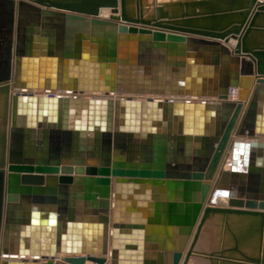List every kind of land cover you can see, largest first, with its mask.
<instances>
[{
  "label": "water",
  "instance_id": "water-1",
  "mask_svg": "<svg viewBox=\"0 0 264 264\" xmlns=\"http://www.w3.org/2000/svg\"><path fill=\"white\" fill-rule=\"evenodd\" d=\"M236 1L0 0V264H264V0ZM139 189L155 210L192 204L158 239L117 206ZM139 224L162 261L121 252ZM206 225L223 244L196 251Z\"/></svg>",
  "mask_w": 264,
  "mask_h": 264
},
{
  "label": "crops",
  "instance_id": "crops-1",
  "mask_svg": "<svg viewBox=\"0 0 264 264\" xmlns=\"http://www.w3.org/2000/svg\"><path fill=\"white\" fill-rule=\"evenodd\" d=\"M145 1H146V4L151 5L152 0H145ZM196 1L197 0H154L153 6L160 9L162 15L166 13L168 14L175 13V15H180L181 13L191 12L192 10L194 12L200 11L197 8L191 7L194 5V2ZM206 1H207L206 6H208L209 8L208 10L221 9V8L224 9V8H227V5L232 3V0H206ZM236 2H237L235 3L236 6L241 5L243 3L242 0H237ZM173 4H176V5H173ZM171 7L173 8L171 9ZM201 10H204V9L201 8ZM257 24L259 26L264 27V17H260V19L257 21ZM249 39H250L249 40L250 43L264 47V31L263 30L259 32H253L252 36ZM112 192H113V188L111 186L110 194H112ZM136 193H138L136 195L140 196L139 200L132 198L133 194L127 193L126 191H122V193L120 194V198L117 199L118 201L117 206H119L121 213L124 215L133 213V211H135V212H138V214H140L141 218L143 217L144 220L147 218H150V220H152L154 223L152 226L157 228L158 235L156 236V238L158 239L164 238L165 229H167L169 232H172V230L177 227L176 222L180 220L179 216H183L182 218H184V216L188 213L187 211L192 204L190 202L183 204L182 215L177 211V208H178L177 206L181 203V200H178V199H172L170 201L169 200L162 201L160 208L158 210H155L154 208H148L147 204L148 202H151L149 198L148 200L142 199V198H145V194H147V196L149 197L151 193L150 191H148L147 189H139L136 191ZM183 193H184L183 190H177L174 194L182 195ZM193 194L194 193H192L191 195L193 196ZM43 195L44 197H46L45 193ZM106 201L109 203V210H110L109 212L111 214L112 209H113L112 204L115 201V197L110 196L109 199H107ZM132 202H137V203L135 204V206H132ZM168 204H171L172 206V209L170 212H168V206H169ZM156 212H158L157 216L154 215V213ZM38 213L40 217L43 214L47 215V212H44L43 210H40ZM75 216L78 218H84L83 206H81V208L79 209L78 208L75 209ZM46 221L48 220L46 219ZM222 227H223L222 223L221 224L219 223V228H222ZM46 228L48 227L45 226L44 229ZM209 228L211 227L207 225L204 226L203 228L204 230L201 233L199 243L195 247L196 251L198 250V251L211 252L212 250L220 249L221 245L223 244V237L218 238L216 241H212L213 234L211 231H208ZM132 229L138 230V233H140L141 238L133 239L128 242L124 238L118 239L117 242L122 245V249H123L121 250V252L126 253V254L127 253L140 254L139 255L140 257L136 260L139 262L162 261L163 258L162 257L160 258L158 254H162L163 252L156 250V249L153 250V248L151 249L149 248L150 246H155L156 248H158V246L161 243L154 241L152 239L153 235H149L151 237H149L150 238L149 241L148 240L146 241L145 235H144L143 224L133 225ZM122 230L125 231L126 229H122ZM49 237H50V233H47V235H45L47 244L49 243ZM146 246H148L147 249H145ZM214 246H218V247L215 248ZM110 250H111L110 241H108V251ZM63 256L64 254L59 255L58 259L62 258ZM70 256H82V255H72L71 254ZM85 264H90V263L86 262ZM188 264H209V262L205 259L199 258L194 255V256H191Z\"/></svg>",
  "mask_w": 264,
  "mask_h": 264
},
{
  "label": "bare ground",
  "instance_id": "bare-ground-1",
  "mask_svg": "<svg viewBox=\"0 0 264 264\" xmlns=\"http://www.w3.org/2000/svg\"><path fill=\"white\" fill-rule=\"evenodd\" d=\"M186 2V1H185ZM188 2V1H187ZM190 2H192V1H190ZM163 3V2H162ZM166 3V2H165ZM171 4V3H170ZM173 5H176V4H173ZM163 6H164V4H163ZM169 6V5H168ZM177 6H179V5H177ZM174 7V6H173ZM173 7H171V9L173 8ZM191 7H193V6H191ZM167 8V7H166ZM176 9V8H175ZM103 11H107V10H102L101 11V16L102 17H107L108 16V14H105ZM170 11V10H169ZM168 11V12H169ZM172 14V13H171ZM175 14V13H174ZM33 92V94L34 95H36V96H41V95H43L45 92L44 91H32ZM55 95L56 96H58V95H61V96H66V97H73V95H71L70 93H67V92H63V91H59V92H56L55 93ZM78 97H86V98H89V97H91V95H89V94H84L83 96H78ZM129 97H131V98H137V96H134V95H132V96H129ZM145 98V97H144ZM153 99H155V98H157V97H152ZM158 98H162V99H165V98H167L168 100H172V101H176L177 100V98H173V97H158ZM206 102V101H216L215 99H212V98H208V99H205V98H203V99H197L195 102H198V103H200V102ZM229 101V100H228ZM230 102H232V101H230ZM235 102H237V99H236V101ZM7 258H17V257H7ZM8 260H10V261H13V260H15V259H8ZM17 260V259H16Z\"/></svg>",
  "mask_w": 264,
  "mask_h": 264
},
{
  "label": "built area",
  "instance_id": "built-area-1",
  "mask_svg": "<svg viewBox=\"0 0 264 264\" xmlns=\"http://www.w3.org/2000/svg\"><path fill=\"white\" fill-rule=\"evenodd\" d=\"M227 98L229 101L235 102L237 99V91L235 89H229Z\"/></svg>",
  "mask_w": 264,
  "mask_h": 264
},
{
  "label": "rangeland",
  "instance_id": "rangeland-1",
  "mask_svg": "<svg viewBox=\"0 0 264 264\" xmlns=\"http://www.w3.org/2000/svg\"><path fill=\"white\" fill-rule=\"evenodd\" d=\"M105 14H108L109 12L108 11H103Z\"/></svg>",
  "mask_w": 264,
  "mask_h": 264
}]
</instances>
